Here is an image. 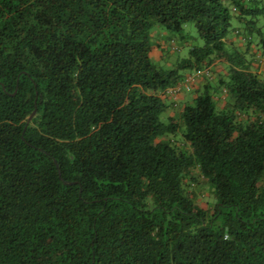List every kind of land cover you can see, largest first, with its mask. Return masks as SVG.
Wrapping results in <instances>:
<instances>
[{"label": "trees", "instance_id": "16d2710c", "mask_svg": "<svg viewBox=\"0 0 264 264\" xmlns=\"http://www.w3.org/2000/svg\"><path fill=\"white\" fill-rule=\"evenodd\" d=\"M258 1L0 0V264H264Z\"/></svg>", "mask_w": 264, "mask_h": 264}, {"label": "crops", "instance_id": "0c3cea01", "mask_svg": "<svg viewBox=\"0 0 264 264\" xmlns=\"http://www.w3.org/2000/svg\"><path fill=\"white\" fill-rule=\"evenodd\" d=\"M156 34H157V36L159 35L158 38H156V39L158 40V42L160 44H162L161 43V37L166 35V34H164L163 32H160V31H157ZM226 42L231 48H233L234 46H241L242 45L241 40H239L238 37L236 36V34H234V33H231L228 36V39H227ZM160 47H161V49L163 48V51H164L163 44ZM163 51L161 52L160 49L154 50L153 51V58L154 59L159 58L162 55ZM252 51L254 52L253 60H254L255 66H256V68H255L256 70L255 71H257L260 74H263V76H264V50L259 45L258 46L256 45V47L253 48ZM198 81H199V79L196 80V82H194L193 87L197 86ZM185 94L186 93H184V92L178 94L177 95L178 100L183 98ZM167 112H168V115H173L174 114L172 109L167 110Z\"/></svg>", "mask_w": 264, "mask_h": 264}, {"label": "rangeland", "instance_id": "374dc122", "mask_svg": "<svg viewBox=\"0 0 264 264\" xmlns=\"http://www.w3.org/2000/svg\"><path fill=\"white\" fill-rule=\"evenodd\" d=\"M260 3H262V0H260ZM259 1L257 2V4H260ZM262 19L264 20V17H262ZM157 30H159L160 32H163L165 34V30H162L161 27H156ZM181 35H184L187 38V43L188 45H200L201 44V40L198 38L196 30L192 24V22H187L183 25L182 27V31L180 33ZM174 37L176 38V43H177V37L178 34H174ZM188 45H183L180 48L179 51V56H184L186 55V51L188 48Z\"/></svg>", "mask_w": 264, "mask_h": 264}, {"label": "built area", "instance_id": "2783aa9c", "mask_svg": "<svg viewBox=\"0 0 264 264\" xmlns=\"http://www.w3.org/2000/svg\"><path fill=\"white\" fill-rule=\"evenodd\" d=\"M198 71L195 73V75H198ZM191 78L192 77H187L186 78V80H185V82H184V86L187 88L188 86H189V83H190V81H191ZM178 89V87H175V88H173V90L172 91H175V90H177Z\"/></svg>", "mask_w": 264, "mask_h": 264}, {"label": "water", "instance_id": "95a60500", "mask_svg": "<svg viewBox=\"0 0 264 264\" xmlns=\"http://www.w3.org/2000/svg\"><path fill=\"white\" fill-rule=\"evenodd\" d=\"M33 113H34V109L31 111V113L27 116V121H29V119L31 118V116L33 115Z\"/></svg>", "mask_w": 264, "mask_h": 264}]
</instances>
